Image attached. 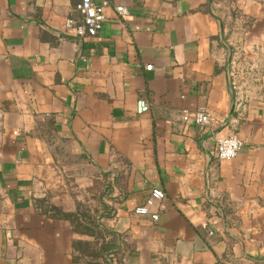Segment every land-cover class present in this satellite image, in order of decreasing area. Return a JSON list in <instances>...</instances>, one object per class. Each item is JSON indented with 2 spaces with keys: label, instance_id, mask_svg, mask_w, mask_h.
I'll list each match as a JSON object with an SVG mask.
<instances>
[{
  "label": "crops",
  "instance_id": "1",
  "mask_svg": "<svg viewBox=\"0 0 264 264\" xmlns=\"http://www.w3.org/2000/svg\"><path fill=\"white\" fill-rule=\"evenodd\" d=\"M80 1L0 0V264H88L78 239L113 242L103 264H264V0H110L85 37ZM153 188L158 219L135 211ZM83 206L96 235L58 213Z\"/></svg>",
  "mask_w": 264,
  "mask_h": 264
},
{
  "label": "built area",
  "instance_id": "2",
  "mask_svg": "<svg viewBox=\"0 0 264 264\" xmlns=\"http://www.w3.org/2000/svg\"><path fill=\"white\" fill-rule=\"evenodd\" d=\"M111 4L110 0H81L77 7L80 12V18L69 17L66 19L65 27L73 29L75 34L80 37L95 35L101 29L106 19V7ZM115 9L119 14H126L129 9L124 4L115 5ZM151 64L147 65L151 68ZM150 109V103L145 97H139L137 101V111L139 113L146 112ZM188 111H184L187 115ZM195 117L198 123L205 125L210 123L214 116L206 105H200L195 109ZM243 139L236 134H226L217 136V151L221 158L235 157L243 146ZM165 195L161 188H153L146 201L135 208V211L143 214H150L154 219H158V211H153L158 201ZM198 264V263H197Z\"/></svg>",
  "mask_w": 264,
  "mask_h": 264
},
{
  "label": "trees",
  "instance_id": "3",
  "mask_svg": "<svg viewBox=\"0 0 264 264\" xmlns=\"http://www.w3.org/2000/svg\"><path fill=\"white\" fill-rule=\"evenodd\" d=\"M55 208V207H53ZM81 207H78L76 210L72 211H60L63 216L69 218L73 223L75 229L83 233L90 232L92 234H97V227L100 225L99 220L95 218L90 212L83 214L80 210ZM87 216V219L84 221L81 217ZM75 247L79 248L82 253H88L92 256L91 259L87 260L88 264H103L100 261V257L107 259L111 254V249L115 248V244L111 241L102 242L98 245V242L91 241L88 239H78L75 241ZM119 264V263H118Z\"/></svg>",
  "mask_w": 264,
  "mask_h": 264
},
{
  "label": "rangeland",
  "instance_id": "4",
  "mask_svg": "<svg viewBox=\"0 0 264 264\" xmlns=\"http://www.w3.org/2000/svg\"><path fill=\"white\" fill-rule=\"evenodd\" d=\"M94 208H95V207H94ZM89 209H90V208H89ZM80 210L82 211L83 214L90 212V211H88V208H85V206L81 207ZM94 211L97 212L96 209H95ZM92 213H93V212H92ZM81 218L85 221V220L87 219V216H83V217H81ZM99 234H100V232H99Z\"/></svg>",
  "mask_w": 264,
  "mask_h": 264
}]
</instances>
